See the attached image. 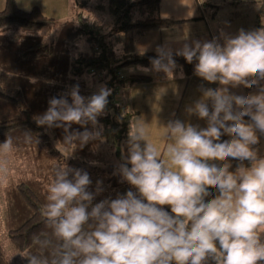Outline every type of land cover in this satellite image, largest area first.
I'll return each mask as SVG.
<instances>
[{
    "label": "clouds",
    "instance_id": "clouds-1",
    "mask_svg": "<svg viewBox=\"0 0 264 264\" xmlns=\"http://www.w3.org/2000/svg\"><path fill=\"white\" fill-rule=\"evenodd\" d=\"M223 43H185L176 56L192 64L194 74L219 87H200V99L186 107L189 116L206 121L201 129L180 120L156 123L163 149L150 141L149 124H129L127 157L116 173L136 191L95 205L87 172L57 165L39 209L46 232L33 237L36 253L28 264H261L264 262V157L254 147L264 135V28L221 34ZM145 74L172 77L173 51L156 49ZM181 78H183L181 72ZM35 83V80L31 81ZM256 87L236 95L229 87ZM111 89L101 85L90 97L74 85L49 100L38 126L63 128V145L99 138ZM70 100V102H69ZM248 119H245V118ZM73 124L85 130L70 131ZM91 125L89 131L87 126ZM227 135L230 139L221 140ZM25 143L32 136L25 133ZM14 150L13 137L0 144V156ZM230 160L240 163L230 171ZM248 161V166L243 164ZM130 165V167H128ZM7 160L0 159V177ZM215 189L214 198L208 189ZM163 206H168L165 211ZM90 208V211H89Z\"/></svg>",
    "mask_w": 264,
    "mask_h": 264
},
{
    "label": "trees",
    "instance_id": "trees-1",
    "mask_svg": "<svg viewBox=\"0 0 264 264\" xmlns=\"http://www.w3.org/2000/svg\"><path fill=\"white\" fill-rule=\"evenodd\" d=\"M159 3L160 0H71V18L58 21L43 16L38 7L25 11L14 0L5 1L0 11V29L12 26L23 32L18 52L12 53L10 61L15 68L13 80L5 79L2 85L0 76V144L8 136L13 137L14 142V150L6 156L14 173L5 186V231L6 239L21 262L28 264L22 256L37 251L33 237L47 231L39 209L46 203V189L57 165L87 172L91 180L89 192H95L100 182L102 191L95 196L93 205L132 191L131 186L114 173L127 157L129 124L137 112L120 105L115 95L128 96L133 86L177 79L181 72L183 78L189 79L196 63L189 64L173 53L177 67L172 77L155 72L121 75L131 66L150 68V60L156 57V52L136 53L137 40L151 31L169 29L178 23L159 18ZM93 13L106 15L109 24L94 20ZM263 14L264 10L257 12L256 30L264 28L260 19ZM50 33V40H45L44 35ZM87 77L96 83L94 90ZM77 84L79 94L86 98L95 94L101 85L111 89V95L107 98L104 114L97 118L98 125L103 128L101 136L84 145L76 142L67 146L63 145V128L38 126L35 118L47 111L51 98H58ZM87 128L92 130L91 125ZM84 130L78 124L70 129ZM25 133L32 136L31 143H25ZM226 138L228 136L224 135L221 140ZM254 147L257 149L258 145ZM102 151L109 152L114 160L111 163L113 176L109 178L78 164L85 161L89 153ZM229 162L230 171H235L240 163ZM243 164L248 166L249 162ZM208 191L207 199L214 198L215 189ZM0 264H11L1 246Z\"/></svg>",
    "mask_w": 264,
    "mask_h": 264
},
{
    "label": "crops",
    "instance_id": "crops-1",
    "mask_svg": "<svg viewBox=\"0 0 264 264\" xmlns=\"http://www.w3.org/2000/svg\"><path fill=\"white\" fill-rule=\"evenodd\" d=\"M5 1L0 0V11L4 9ZM14 1L19 8L25 11L30 10L32 7H38L46 18H53L58 21H64L68 18V14L64 16V7H68L67 0H48L47 2L45 0ZM258 10L261 11V7ZM258 10H256L255 19L257 18ZM158 16L159 18L169 19L178 23L169 29L147 33L142 37L149 39L147 43H143V46L141 45L142 41L138 45L135 43L134 51L136 53L156 52L159 46H167L175 53L185 43L191 45L193 41L205 42L214 38L219 43H223V39L220 37L223 30H216L212 26L211 20L215 17L213 18L210 14H207L203 0H160ZM238 18L243 20L239 16L234 15L226 18V22L227 24H235L239 22ZM22 36V30L17 27L11 26L0 29V76L2 85L5 79L13 80L15 68L11 66L10 61L13 59L12 53L16 54L18 52ZM144 48L146 50H143ZM260 83L264 85V80L260 81ZM151 84L154 85L131 87L124 107L137 112L134 119L141 118L149 124L150 141L158 148L162 150L164 145L158 139L160 130L157 129L156 123L165 125L169 120H180L193 126H198L201 129L206 127V124L195 115L189 116L186 112V107L200 99L202 93L199 88L201 86L215 89L219 87L218 84H209L195 74L189 79L178 77L177 80L172 79L162 83ZM256 90L255 86L252 88H244L243 86L229 87L230 93L236 95H247L256 92ZM257 135L259 137V143L257 144L258 156L264 157V135L259 133ZM227 139H230V137ZM163 207L165 210L170 209L168 206ZM261 264H264V262H261Z\"/></svg>",
    "mask_w": 264,
    "mask_h": 264
},
{
    "label": "rangeland",
    "instance_id": "rangeland-1",
    "mask_svg": "<svg viewBox=\"0 0 264 264\" xmlns=\"http://www.w3.org/2000/svg\"><path fill=\"white\" fill-rule=\"evenodd\" d=\"M46 2L48 0H45ZM71 0H67V6L64 7V16L68 14V18H71V11L69 10V7L71 6L70 4ZM205 2V8L207 10V14H210L214 19L211 20L212 26L216 30H223L221 34L223 33L224 35L228 36H235L238 34L240 30L244 31H252L256 30L255 28V13L256 10L259 9V7L264 10V0H203ZM70 4V5H69ZM33 8V7H32ZM94 14V15H93ZM91 14L92 18L94 20H101L105 22V24H109V20L106 15H99L98 13H93ZM237 15L239 18V22L235 24H227L226 18ZM91 18V17H90ZM53 19V18H52ZM262 23L264 24V14L260 18ZM63 21V20H62ZM241 22V23H240ZM45 33V32H42ZM48 33V32H47ZM52 33L44 35L45 40H50V36ZM220 34V37H221ZM49 35V36H48ZM142 38V40H137L136 44L140 41H142L141 45L143 46V43L148 42V38ZM146 48V47H145ZM143 50H146V49ZM141 49V48H140ZM148 50V49H147ZM130 69H136L135 66H131L128 69L124 70L121 72V75H126V74H135V73H143L138 70H132ZM181 78V77H180ZM87 81H91L92 79L87 77ZM178 79V78H177ZM175 79V80H177ZM154 83H162V82H154ZM90 88L92 90L95 89V86L97 87L96 83H91L89 84ZM95 85V86H94ZM144 86L148 85H154V84H141ZM184 87V86H183ZM129 95V92H128ZM117 100L119 101L118 103L120 105H126V96L125 94H119V96L116 94L115 95ZM131 111V110H129ZM121 152V151H120ZM97 152H91L88 154V158L85 161H79V165L84 167L85 169L93 170L96 173H99L100 175H103L104 178H109L113 176V164L114 162L113 158H111L109 152L102 151L100 153ZM0 159H6L7 160V174L6 176L0 177V246L7 257V259L10 261L11 264H26L24 262H21L20 257L17 253L14 252L12 249V246L10 242L6 239V231H5V214L3 211V206H4V199H5V186L8 184L9 178L12 176L14 173L13 168L10 166V160L7 157H0ZM119 160H117L118 162ZM9 162V164H8ZM101 172V173H100ZM96 177V176H95ZM132 191H136L134 188H132ZM165 210V209H164ZM166 211V210H165Z\"/></svg>",
    "mask_w": 264,
    "mask_h": 264
}]
</instances>
